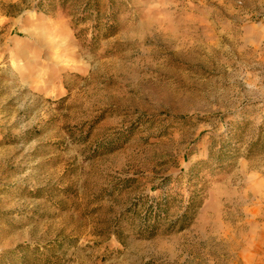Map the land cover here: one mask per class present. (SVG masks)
Returning a JSON list of instances; mask_svg holds the SVG:
<instances>
[{"label": "rangeland", "instance_id": "374dc122", "mask_svg": "<svg viewBox=\"0 0 264 264\" xmlns=\"http://www.w3.org/2000/svg\"><path fill=\"white\" fill-rule=\"evenodd\" d=\"M0 264H264V0H0Z\"/></svg>", "mask_w": 264, "mask_h": 264}, {"label": "bare ground", "instance_id": "6f19581e", "mask_svg": "<svg viewBox=\"0 0 264 264\" xmlns=\"http://www.w3.org/2000/svg\"><path fill=\"white\" fill-rule=\"evenodd\" d=\"M37 21H38L39 24H43V23H44L43 20H40V19H38ZM42 75L47 76V78L49 79V81H50V79H54V76H52L50 73H48V74L45 73V74H44L43 71H40V72L38 73V76H42Z\"/></svg>", "mask_w": 264, "mask_h": 264}]
</instances>
